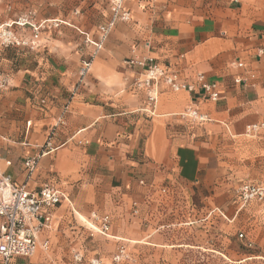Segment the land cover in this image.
<instances>
[{"label": "crops", "instance_id": "obj_1", "mask_svg": "<svg viewBox=\"0 0 264 264\" xmlns=\"http://www.w3.org/2000/svg\"><path fill=\"white\" fill-rule=\"evenodd\" d=\"M59 3L0 0V24L61 21ZM123 9L129 21L116 23L83 77L81 61L92 47L76 26L48 22L34 52L0 45V174L31 191L50 183L68 199L51 211L34 254L7 264H74L58 256L67 242L78 243L79 230L67 226L72 213L89 226L92 214L108 216L109 238L120 244L141 237L157 194L206 209L225 168L217 140L264 119V0H124ZM101 13L94 2L86 27L92 39ZM13 30L20 39L33 33L29 26ZM142 58L174 71L194 91L173 93L160 84L155 115L144 114L145 92L134 88L140 70L125 65ZM198 75L220 85L217 102L203 97ZM239 76L244 82L234 84ZM188 109L208 122L182 117ZM30 156L39 158L26 180Z\"/></svg>", "mask_w": 264, "mask_h": 264}, {"label": "rangeland", "instance_id": "obj_2", "mask_svg": "<svg viewBox=\"0 0 264 264\" xmlns=\"http://www.w3.org/2000/svg\"><path fill=\"white\" fill-rule=\"evenodd\" d=\"M59 1L55 8L66 19L44 21L45 26L48 22L76 26L86 44V27L94 20L90 14L94 2L104 11L96 15L100 27L111 17L114 0ZM46 9L52 11L53 7ZM36 48L25 49L34 52ZM246 127L240 130L242 135L217 140L225 168L217 186L218 196L206 209L187 208L157 194L148 201L153 209L141 222V237L120 244L93 231L72 213L67 226L79 230H74L78 243L67 242L58 256L74 264H90L93 259L101 264H264V203L258 198L244 203L241 197L243 185L264 187V130L247 135ZM120 247L124 248L125 259L115 263ZM77 256L80 262L75 260Z\"/></svg>", "mask_w": 264, "mask_h": 264}, {"label": "built area", "instance_id": "obj_3", "mask_svg": "<svg viewBox=\"0 0 264 264\" xmlns=\"http://www.w3.org/2000/svg\"><path fill=\"white\" fill-rule=\"evenodd\" d=\"M124 0H114L111 6V17L106 23L97 29V38L92 39L86 36V44L92 47L91 55L81 61L79 70L80 76H84L90 69L93 56L103 48V45L117 22H128L129 13L123 9ZM29 26L32 29V36L29 39L17 37L12 26ZM44 22L30 24L27 19L20 18L11 24L0 25V45L2 47L28 48L34 50L38 43V33L44 29ZM130 69L140 70L135 79L134 88L136 91L145 92V107L141 110L148 116L155 115L158 87L163 84L169 91L178 93L180 91L192 92L194 86L181 81L174 71L161 67L153 59H130L125 63ZM236 69L245 72L243 63L235 64ZM244 76H239L233 80L234 84L244 82ZM196 83L203 91L206 99L217 102L222 97L221 87L218 83H207L202 75L196 77ZM4 81L0 80V89L3 88ZM44 102H42L43 104ZM182 117L191 122L203 123L209 119L205 115H200L197 109H188ZM58 124L62 120L58 119ZM57 124L52 127L56 128ZM51 129L50 135L53 132ZM264 130V122L248 125L245 129L247 135H252ZM49 138L46 146H49ZM38 156L27 157L23 162V169L26 180H29L34 173ZM142 184V182H141ZM241 197L244 203L256 198L264 203V187L253 185H243L241 187ZM67 196L55 189L50 183L41 186L37 191H31L27 183L17 185L12 182L9 176L0 174V259L3 264H7L13 257L29 258L38 247L39 235L50 226L51 211L58 207L63 201H67ZM94 225L90 228L100 235L109 237L110 219L108 216H98L92 214ZM241 237V235H240ZM47 242L41 247L47 248ZM125 259L124 248L120 247L114 256L113 261L120 263ZM76 261L80 262L81 257L77 256ZM90 264H101L98 259H93Z\"/></svg>", "mask_w": 264, "mask_h": 264}]
</instances>
